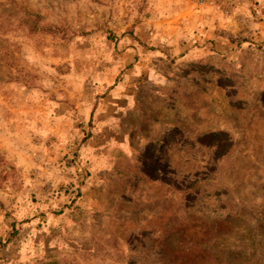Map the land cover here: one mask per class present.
<instances>
[{
  "label": "rangeland",
  "instance_id": "rangeland-1",
  "mask_svg": "<svg viewBox=\"0 0 264 264\" xmlns=\"http://www.w3.org/2000/svg\"><path fill=\"white\" fill-rule=\"evenodd\" d=\"M0 264H264V0H0Z\"/></svg>",
  "mask_w": 264,
  "mask_h": 264
}]
</instances>
